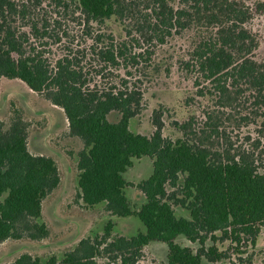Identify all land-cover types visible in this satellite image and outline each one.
<instances>
[{
    "label": "trees",
    "instance_id": "1",
    "mask_svg": "<svg viewBox=\"0 0 264 264\" xmlns=\"http://www.w3.org/2000/svg\"><path fill=\"white\" fill-rule=\"evenodd\" d=\"M42 1L50 3L49 17L35 13ZM255 10L264 15V2ZM249 13L237 0H0V80H17L64 112L69 136L82 144V204H102L110 215L135 217L145 228L111 240L109 222L102 236L79 240L60 258L22 254L12 264H98L100 255L116 253L103 264H137L140 248L151 243H167L165 264H216L226 255L215 253L202 234L229 230L224 234L232 239L257 237L255 224L264 223V62L255 59L258 40L246 27ZM112 21L121 30L117 35L106 30ZM64 22L76 24V44ZM183 33L189 45L179 69L209 105L200 120L174 122L180 134L174 140L163 136L160 112L150 136L133 133L129 123L142 109L139 79L158 74L155 51ZM62 37L71 40L51 60L46 48ZM95 77L106 87L100 89ZM240 108L239 126H254V132H244L236 144L225 121H236L232 112ZM112 113L118 115L114 122ZM27 128L18 115L8 125L0 120V244L47 238L43 201L61 184L55 160L29 152ZM142 157L151 160L152 173L134 185L145 203L133 210L125 194L132 184L123 175ZM177 207L189 217H177ZM178 237H195L196 248L175 243Z\"/></svg>",
    "mask_w": 264,
    "mask_h": 264
},
{
    "label": "rangeland",
    "instance_id": "2",
    "mask_svg": "<svg viewBox=\"0 0 264 264\" xmlns=\"http://www.w3.org/2000/svg\"><path fill=\"white\" fill-rule=\"evenodd\" d=\"M14 3L31 5L34 0H11ZM249 8V21L246 27L256 36L258 48L255 59L264 62V15L255 10L257 2L264 0H237ZM48 1H42L35 13H48L51 8ZM31 9V7H30ZM107 31L115 35L121 32L117 23L112 21ZM73 36L74 44L78 37L76 24L64 22L62 27ZM62 36V35H60ZM188 33L176 35L165 46L155 51L153 59L159 64L160 71L150 80L142 79L138 83L142 92V109L138 116L129 123L133 133L150 136L154 130L152 118L155 112L162 114L163 136L172 140L180 136L173 127L174 122L182 123L190 116L199 120L201 110L209 105L206 99L196 97V88L191 76L179 69L177 60L184 49L188 47ZM71 39L62 37L61 43L50 46L47 56L55 60L64 53L66 42ZM75 48V46H74ZM88 58L85 63H88ZM93 65V64H92ZM88 68H90L88 66ZM168 69V71H166ZM90 70V69H89ZM91 72V71H90ZM93 78V72H91ZM121 71L120 75L123 76ZM138 74L135 76L136 80ZM95 77L94 81L100 89L105 88V80ZM236 112V113H235ZM232 112L236 121H225L226 130L232 136V142L239 144L244 132H254V126L246 128L240 124L243 108ZM18 115L28 124L27 145L30 153L53 158L58 166L61 184L42 205L43 222L48 227V236L40 241L7 240L0 244V264H12L22 254L40 257L46 260L52 256L60 258L63 253L73 248L79 240L102 236L104 227L110 222V239L115 237L131 238L137 233L145 232L142 223L135 217L120 218L105 211L104 205L86 207L78 199L77 189V153L81 150V142L68 134V123L64 112L53 106L42 96L31 92L24 84L17 80H0V120L5 124ZM109 120L114 122L118 115L112 113ZM242 125H243V121ZM239 126V127H238ZM238 142V143H237ZM152 173V162L147 157L134 160L132 168L127 170L123 177L132 185L125 189V194L133 210H137L145 203L142 193L134 187L140 181L147 179ZM177 217H189L188 212L176 208ZM259 233L256 238L240 236L232 239L224 233L229 230H220L202 234L207 237L206 245L212 247L217 254H225V260L216 264H264V223L255 224ZM195 238V237H193ZM193 238L178 237L175 243L182 247L196 248ZM167 243H151L140 248L142 253L137 264H165ZM118 254V253H116ZM103 254L96 258L98 264L107 262L110 256ZM119 264V263H112Z\"/></svg>",
    "mask_w": 264,
    "mask_h": 264
}]
</instances>
